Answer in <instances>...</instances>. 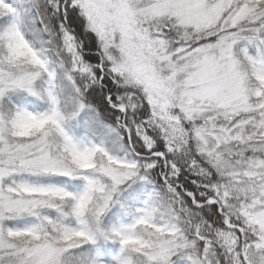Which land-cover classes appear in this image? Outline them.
I'll use <instances>...</instances> for the list:
<instances>
[{
    "label": "snow or ice",
    "instance_id": "6c2138e0",
    "mask_svg": "<svg viewBox=\"0 0 264 264\" xmlns=\"http://www.w3.org/2000/svg\"><path fill=\"white\" fill-rule=\"evenodd\" d=\"M0 264H264V0H0Z\"/></svg>",
    "mask_w": 264,
    "mask_h": 264
}]
</instances>
